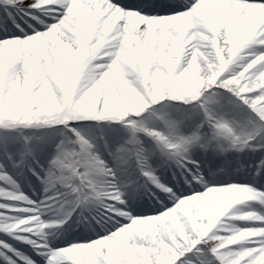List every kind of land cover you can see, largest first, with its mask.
<instances>
[{"label":"snow or ice","instance_id":"1","mask_svg":"<svg viewBox=\"0 0 264 264\" xmlns=\"http://www.w3.org/2000/svg\"><path fill=\"white\" fill-rule=\"evenodd\" d=\"M0 234V264H264V0H0Z\"/></svg>","mask_w":264,"mask_h":264},{"label":"bare ground","instance_id":"2","mask_svg":"<svg viewBox=\"0 0 264 264\" xmlns=\"http://www.w3.org/2000/svg\"><path fill=\"white\" fill-rule=\"evenodd\" d=\"M127 1H128V0H127ZM137 2H139V1H132V3H137ZM177 19H178L179 21L185 23V24L189 23V21H190V18L187 17V16H185V17H181V18H177Z\"/></svg>","mask_w":264,"mask_h":264}]
</instances>
